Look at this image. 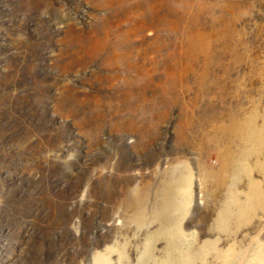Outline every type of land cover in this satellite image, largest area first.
<instances>
[{"label": "rangeland", "instance_id": "rangeland-1", "mask_svg": "<svg viewBox=\"0 0 264 264\" xmlns=\"http://www.w3.org/2000/svg\"><path fill=\"white\" fill-rule=\"evenodd\" d=\"M4 181L0 264H264V0H0Z\"/></svg>", "mask_w": 264, "mask_h": 264}, {"label": "bare ground", "instance_id": "bare-ground-1", "mask_svg": "<svg viewBox=\"0 0 264 264\" xmlns=\"http://www.w3.org/2000/svg\"><path fill=\"white\" fill-rule=\"evenodd\" d=\"M12 163H13V162H9V164H12ZM7 166H8V165H7ZM8 167H9V168H8V172H9V173H13V172L10 170V168H13V166H8ZM3 172H4V171H3ZM0 188H3V189H4L5 194L10 193L8 197H14V188H15V186H13V187H9L7 181H4L2 184H1V182H0ZM8 197L2 195L1 198H0V202H2V203H6V199H5V198H8ZM15 207H16V206H14V208H13L14 211L16 210Z\"/></svg>", "mask_w": 264, "mask_h": 264}]
</instances>
